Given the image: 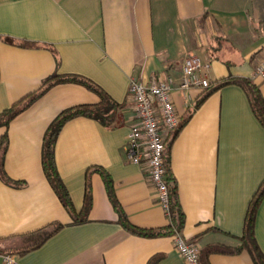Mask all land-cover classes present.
Wrapping results in <instances>:
<instances>
[{
    "label": "crops",
    "instance_id": "obj_1",
    "mask_svg": "<svg viewBox=\"0 0 264 264\" xmlns=\"http://www.w3.org/2000/svg\"><path fill=\"white\" fill-rule=\"evenodd\" d=\"M21 40L30 45H19ZM190 55L210 61V85L173 89L179 124L163 135L183 212L179 233L200 249L237 246L249 200L264 178V127L239 85L214 87L229 77H247L264 98V80L252 77L264 55V0H0V112L55 72L91 80L122 103L123 116L114 128L77 116L56 138V167L75 209L82 208L86 187L91 197L87 219L78 223L42 172V138L62 109L95 103L97 95L78 83H59L0 126L8 138L4 170L24 181L17 187L0 178V247L12 249L20 235L60 222L38 247L9 254L19 264H185L172 235L140 236L118 223L93 167L110 175L132 224L168 223L145 164L131 163L123 151L135 122L128 84L131 76L177 83ZM255 236L264 253V198ZM205 264L253 262L243 250L211 253Z\"/></svg>",
    "mask_w": 264,
    "mask_h": 264
},
{
    "label": "trees",
    "instance_id": "obj_2",
    "mask_svg": "<svg viewBox=\"0 0 264 264\" xmlns=\"http://www.w3.org/2000/svg\"><path fill=\"white\" fill-rule=\"evenodd\" d=\"M13 42V39H10ZM19 45H30L25 40H21ZM56 63L58 58L55 56ZM73 82L78 83L93 91L98 100L95 103L76 104L62 109L47 126L41 146V168L42 172L49 183L50 187L58 197L65 210L70 215L72 222L78 223L87 219V212L91 204V197L89 195L88 187H86L85 197L82 208L77 211L73 205L69 192L62 181V178L57 170L55 162L54 146L56 138L62 128V126L70 119L77 116H85L98 121L100 124L114 128L123 123V116L121 113L122 103H119L112 99L100 86L92 82L91 80L77 74H59L52 73L42 80L40 87L20 100L13 103L10 107L0 112V126H6L8 122L17 115L20 111L27 108L36 98L43 94L50 87L59 84ZM227 84L239 85L248 97L250 108L258 119L260 124L264 127V98L261 94L258 86L247 77H229L221 80L214 89ZM8 138L6 131L0 135V178L7 184H13L17 187L24 185V181L11 179L4 170V154L7 148ZM165 162V182L169 192V208L170 219L168 223L163 227L157 228H143L132 224L125 212L123 211L120 203L118 202L112 180L110 175L105 169L99 166H94L93 170L98 172L103 180L104 187L114 210L118 215V223L128 232L146 236L157 237L163 235H173L175 231L181 230L184 220L183 212L181 210L176 190V181L170 171L169 167V155L164 153ZM264 198V178L259 183L256 191L249 200L243 222L242 233L237 237L239 244L237 246L223 245V244H207L201 247L199 250V262L205 264L208 255L211 253H225L234 254L240 251H246L253 264H264V253L260 249L255 236V218L256 211L261 201ZM62 224L60 222H49L46 225L35 229L33 231L24 233L19 236L20 243L12 249H6L0 247V253L17 252L23 253L30 249L36 248L43 243L49 236L55 233Z\"/></svg>",
    "mask_w": 264,
    "mask_h": 264
},
{
    "label": "built area",
    "instance_id": "obj_3",
    "mask_svg": "<svg viewBox=\"0 0 264 264\" xmlns=\"http://www.w3.org/2000/svg\"><path fill=\"white\" fill-rule=\"evenodd\" d=\"M210 61L198 55L184 58L181 76L177 83L161 78L145 83L131 76L128 92L133 101L135 122L129 127V133L123 145L128 161L134 164L144 163L148 178L155 190L158 203L170 219L169 192L165 182V146L164 132L176 128L179 117L172 100L173 89L184 90L192 86L209 87ZM252 77L264 80V55L259 59ZM173 236L174 248L185 264H200L199 246L195 242L183 239L179 231ZM3 264H19L13 254L0 253Z\"/></svg>",
    "mask_w": 264,
    "mask_h": 264
}]
</instances>
